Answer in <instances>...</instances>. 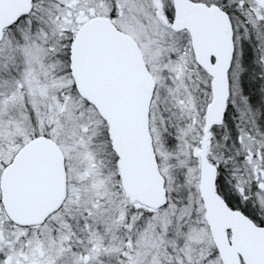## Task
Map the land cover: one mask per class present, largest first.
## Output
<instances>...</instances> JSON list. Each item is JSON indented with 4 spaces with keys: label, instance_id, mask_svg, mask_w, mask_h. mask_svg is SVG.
Wrapping results in <instances>:
<instances>
[{
    "label": "snow or ice",
    "instance_id": "snow-or-ice-1",
    "mask_svg": "<svg viewBox=\"0 0 264 264\" xmlns=\"http://www.w3.org/2000/svg\"><path fill=\"white\" fill-rule=\"evenodd\" d=\"M0 264H264V0H0Z\"/></svg>",
    "mask_w": 264,
    "mask_h": 264
}]
</instances>
